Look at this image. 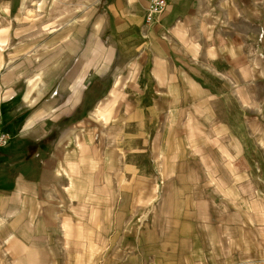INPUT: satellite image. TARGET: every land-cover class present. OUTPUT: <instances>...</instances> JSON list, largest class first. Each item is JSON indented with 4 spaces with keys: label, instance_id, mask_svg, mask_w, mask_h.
Listing matches in <instances>:
<instances>
[{
    "label": "rangeland",
    "instance_id": "374dc122",
    "mask_svg": "<svg viewBox=\"0 0 264 264\" xmlns=\"http://www.w3.org/2000/svg\"><path fill=\"white\" fill-rule=\"evenodd\" d=\"M107 1L0 0V110L16 107L13 110L16 111L21 108L23 114L26 113L24 119L28 115V120L33 118L31 127L22 135L17 134L13 126L11 130L5 123L0 124V134H6L9 138V144L0 147V160L3 155L7 159L0 167V175L5 174L14 181L18 170L13 171L15 165L10 169V164L29 156L31 153H26L33 144L49 140L51 136L47 148L35 150L30 156L35 157V161L47 157L54 143L66 135L71 137L67 138L62 150L76 160L87 158L90 168L97 171L102 164L98 167L95 158L101 154L100 158L104 160L103 152H98L100 147L118 149V154H121L118 159L120 157L122 160L129 153L140 152L143 148L145 137L148 136L147 126L148 134L151 133L154 138L158 132H162L158 121H166L168 117L172 119L169 113L158 112L153 117L148 114L146 127L145 123L142 127L136 125L134 114L130 119L131 108H135L136 104L144 105L152 98L137 97L134 94L140 87V73L143 71L142 66L145 67L141 64L143 59L134 60V54L130 55L134 51H129L127 42L122 46V52L116 49L115 44H119L120 40L113 28H110L112 19L104 8ZM201 3V15L195 21L186 20L179 26L182 32L176 35L178 50L172 53V57L182 59L195 56L199 66L210 69L213 66L208 60L209 54L218 49L223 55L224 46L227 45L232 47V57L234 60L238 58L236 62H241V65H235L234 61L233 75L237 79L231 84L234 96L215 99L201 106L200 112L173 115H176L173 119H177L180 125V129H175L179 139L198 154L192 157L191 164V168L196 169V176L187 179L196 184L199 178L210 179V174H216L210 181L219 185V188H224L223 185L230 181L231 171L226 168L228 164L226 166L222 153H228L229 150L233 153V146L230 148L229 144H218L216 147L215 143L207 141L210 135L216 133L209 125L216 122L222 125L235 107L242 106L243 115L247 116L251 142L247 149L249 176L241 190L249 203L248 220L256 223L259 219L264 222V158L260 157L264 153V0H202ZM157 22L146 23L148 28L153 27L160 34L165 30ZM202 30L208 31L204 33ZM226 30L231 33H226ZM166 45L169 47L168 43ZM150 64L148 62L149 68ZM170 66L173 68L171 60ZM11 96L13 101L2 102ZM79 102L81 105L78 108L76 105ZM150 120H154L152 124L158 128L149 129ZM216 131L223 133L220 128ZM102 140L105 145L101 143ZM36 154L40 155L36 157ZM212 160L213 165L210 167ZM1 168L4 169L3 173ZM164 184V179L159 175L158 193L153 194V201L160 200ZM25 192L24 209L19 208V213L16 202L8 203L9 208H0L4 216V225L0 226V264H27L21 250L18 251L20 254L12 256L17 250L12 248V241H9L14 237L15 229L25 226L29 230L33 227V224L27 223L17 226L14 220L18 215L24 211V216L29 220L39 216L38 203L36 205L34 202L31 192ZM166 195L172 194L169 192ZM198 195L202 197V194ZM54 200L55 197L47 200L44 214L57 218L64 213V218H69V221L65 218L69 222L65 228L70 230L65 235L67 238L61 236L57 240L59 264L129 263L128 255L133 256L134 253L130 254L128 248L115 245V251L109 249L108 236L112 225L108 223L115 215L112 206L106 204L103 225L106 232L98 239L97 225H101L96 209L75 206L73 203L68 208L66 205L54 206ZM217 211L224 216V209ZM235 214L229 213L227 221ZM120 216L121 220L126 218L123 212ZM243 217L246 219V212ZM84 223L89 229L81 225ZM152 225L150 220L149 227ZM208 225L203 242L206 248L208 245L213 247L211 254L217 264H242V258H232L225 253V224L211 229ZM125 226L127 224L122 225V228ZM18 236L25 242H33L32 233L21 230ZM125 244L124 247H127L128 241Z\"/></svg>",
    "mask_w": 264,
    "mask_h": 264
},
{
    "label": "crops",
    "instance_id": "0c3cea01",
    "mask_svg": "<svg viewBox=\"0 0 264 264\" xmlns=\"http://www.w3.org/2000/svg\"><path fill=\"white\" fill-rule=\"evenodd\" d=\"M94 1L101 3L103 0ZM149 1L108 0L104 8L112 19L110 28H113L120 40L119 44H115L116 49L122 52V46L127 42L129 51H134L130 55L134 54L136 61L143 59L141 64L145 66H142L143 71L140 73V87L134 94L137 97L152 99L146 101L144 105L136 104L135 108H131L130 119L134 114V122L140 127L143 123L145 127L147 126L148 114L153 117L158 112L169 113L172 119L169 120L168 117L166 121H158L162 132H158L154 138L151 133L148 134L147 126L148 136L145 137L143 148L140 152L129 153L122 160L120 157L118 159V155L121 156L118 149L100 147L98 152L99 150L103 152L104 160H101V154L95 158L98 167L102 164L97 171L90 168L87 158L76 160L62 150L67 138L71 137L66 135L54 143L47 157L38 161H35V157L30 158L27 164L24 158L18 160L16 162L18 175L13 182L11 181L12 185H1L9 183L10 179L2 174L0 208H9L8 203L16 202L19 213V208L24 209L25 190L31 192L34 202L36 205L38 203L39 216L29 220L23 211L14 220L17 226L27 223L33 224V227L31 226L29 230L25 229V226L19 227L13 232L14 237L9 239L12 241V248L17 250L12 256L20 254L18 251L21 250L27 264H59V256L56 253L57 240L61 236L67 238L65 235L69 234L70 230L67 231L65 228L69 218L65 217L66 220L64 213L58 216L62 220L44 214L47 200L54 197L56 203L54 206L66 205L68 208V205L73 203L75 206L83 205L96 209L101 225H97L98 239L106 232L103 228L106 204L108 207L112 206L115 215L108 223L112 225L110 233L108 232L109 249L115 251V245L119 248H128L130 254L134 253L133 256L128 255V264L144 262V264H217L212 258L213 253L211 254L213 247L208 245L206 248L203 242L206 224H209L210 229L225 224L227 234L224 237V245L227 247L225 252L227 255L242 258V264H264V222L259 219L256 223L248 220L249 203L244 199L241 190L249 176L247 149L251 142L249 124L247 116L243 115L242 106L235 107L222 125L218 122L209 125L216 133L210 135L207 141L215 143L216 147L218 144L233 146V153L231 150L222 153L226 166L228 164L226 168L230 169L232 176L230 181L223 185L224 188H219V185H214L213 181H210L216 174H210V179L199 178L196 184L187 179L196 176L194 173L196 169L191 168V164L192 157L198 154L179 139L175 129H180V125L177 119H173L176 116H173L174 113L200 112L201 106L204 107L215 99L234 96L231 84L237 79L233 75L235 69L233 65L234 61L235 65H241V62H236L238 58L234 60L232 47L227 45L224 46L223 55L218 49L210 52L208 60L213 66L210 69L199 66L195 56L192 58L186 56L188 63L186 57L174 59L172 53L178 50L176 35L182 32L179 26L186 20L193 22L201 15L202 0H166L167 7L157 22L160 28L165 30L160 34L153 27L148 28L145 21ZM202 31L205 33L208 30ZM225 32L231 33L229 30ZM169 37L172 39H168ZM170 60L173 68L170 66ZM148 62H151L150 68ZM77 99L80 100V95ZM13 100L11 96L2 102ZM80 105L79 102L76 107L79 108ZM15 108L0 110V124L5 123L9 129L13 126L17 134L22 135L31 127L33 118L28 120V115L24 119L26 113L23 114L21 108L13 111ZM227 108L230 109L229 106ZM153 121L150 120L149 129L158 128L156 125L153 126ZM219 128L223 133H217L216 130ZM69 131L71 132V128ZM101 143L105 145L103 140ZM192 144L193 142L190 143ZM37 155L40 154H36V157ZM260 157L264 158V153ZM28 164L33 167L29 168ZM14 165L15 163L10 164L9 168ZM211 165L213 160L210 167ZM159 175L165 184L161 187L162 196L156 202L153 201V194L158 193ZM169 192L171 196L166 195ZM198 194H202V197ZM205 209L207 211H204ZM218 209L225 210L223 217L221 212L218 213ZM121 212L126 215L123 220ZM233 212L236 214L228 222L227 217ZM245 212L246 219L243 217ZM2 215L3 213H0V226L4 225ZM150 220L153 227H149ZM124 224L127 226L122 228ZM81 225L89 229L85 223ZM21 230L32 233L33 242L23 241L18 236ZM126 241L129 244L124 247Z\"/></svg>",
    "mask_w": 264,
    "mask_h": 264
},
{
    "label": "built area",
    "instance_id": "2783aa9c",
    "mask_svg": "<svg viewBox=\"0 0 264 264\" xmlns=\"http://www.w3.org/2000/svg\"><path fill=\"white\" fill-rule=\"evenodd\" d=\"M167 7L166 0H150L146 10V22L154 23L164 13ZM9 144V138L6 134H0V147Z\"/></svg>",
    "mask_w": 264,
    "mask_h": 264
},
{
    "label": "trees",
    "instance_id": "16d2710c",
    "mask_svg": "<svg viewBox=\"0 0 264 264\" xmlns=\"http://www.w3.org/2000/svg\"><path fill=\"white\" fill-rule=\"evenodd\" d=\"M50 139L48 140H43V141H40V142H38L37 144H33V146L31 147V149H30V151H28L27 153H26V155H28V154H30L29 156H25V158H24V161H25V163L27 164V163H29V160H30V156L32 155V154H34L35 153V150H44L45 148H47L48 146H47V144H50L48 141H50L51 142V136L49 137ZM43 147V148H42ZM3 157L5 158V156L3 155L2 157H1V160H0V167L3 165V164H5V162H7L5 159H3ZM4 162V163H3ZM28 166H29V168L32 166L31 164L29 165L28 164ZM2 170H1V173H3L4 172V169L3 168H1ZM10 169H12V168H10ZM13 171L14 172H17V169H16V163H15V166H14V168H13ZM16 173H14V175H15ZM0 178H1V175H0ZM13 178H14V176H13ZM1 181V180H0ZM12 181V178L11 179H9L8 180V182L9 183H7V184H1L2 183V181L0 182V184L1 185H12L11 183L13 182H11Z\"/></svg>",
    "mask_w": 264,
    "mask_h": 264
}]
</instances>
